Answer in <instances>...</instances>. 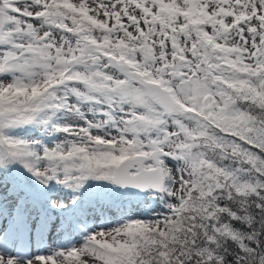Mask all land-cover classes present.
Returning a JSON list of instances; mask_svg holds the SVG:
<instances>
[{"label": "snow or ice", "instance_id": "obj_1", "mask_svg": "<svg viewBox=\"0 0 264 264\" xmlns=\"http://www.w3.org/2000/svg\"><path fill=\"white\" fill-rule=\"evenodd\" d=\"M0 264H264V0H0Z\"/></svg>", "mask_w": 264, "mask_h": 264}]
</instances>
